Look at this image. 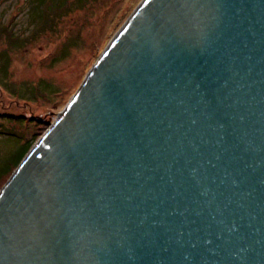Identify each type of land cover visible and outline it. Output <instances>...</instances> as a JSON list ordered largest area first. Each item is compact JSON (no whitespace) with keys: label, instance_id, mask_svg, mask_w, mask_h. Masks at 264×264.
Instances as JSON below:
<instances>
[{"label":"water","instance_id":"water-1","mask_svg":"<svg viewBox=\"0 0 264 264\" xmlns=\"http://www.w3.org/2000/svg\"><path fill=\"white\" fill-rule=\"evenodd\" d=\"M0 192V264H264V0H147Z\"/></svg>","mask_w":264,"mask_h":264},{"label":"rangeland","instance_id":"rangeland-1","mask_svg":"<svg viewBox=\"0 0 264 264\" xmlns=\"http://www.w3.org/2000/svg\"><path fill=\"white\" fill-rule=\"evenodd\" d=\"M144 1L0 0V192Z\"/></svg>","mask_w":264,"mask_h":264},{"label":"trees","instance_id":"trees-1","mask_svg":"<svg viewBox=\"0 0 264 264\" xmlns=\"http://www.w3.org/2000/svg\"><path fill=\"white\" fill-rule=\"evenodd\" d=\"M29 151V146L28 145H23L21 146V148L15 153V155L13 156L12 160H21L26 153ZM6 164L9 165V163L6 161L1 167H0V173L1 171H7L9 169V167H6Z\"/></svg>","mask_w":264,"mask_h":264},{"label":"bare ground","instance_id":"bare-ground-1","mask_svg":"<svg viewBox=\"0 0 264 264\" xmlns=\"http://www.w3.org/2000/svg\"><path fill=\"white\" fill-rule=\"evenodd\" d=\"M146 1H147V0H145L144 3H145ZM144 3H143V4H144ZM143 4H142V5H143ZM142 5H141V6H142ZM139 8H140V7H139ZM139 8H138V10H139ZM138 10H137V11H138ZM137 11H136V12H137ZM113 42H114V41H113ZM113 42H111V44H112Z\"/></svg>","mask_w":264,"mask_h":264}]
</instances>
